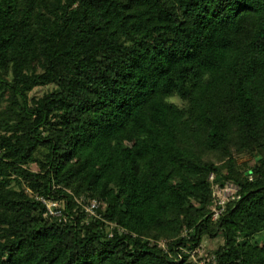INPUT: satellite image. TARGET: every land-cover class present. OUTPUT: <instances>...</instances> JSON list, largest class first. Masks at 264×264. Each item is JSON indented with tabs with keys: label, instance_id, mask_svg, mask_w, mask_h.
<instances>
[{
	"label": "trees",
	"instance_id": "16d2710c",
	"mask_svg": "<svg viewBox=\"0 0 264 264\" xmlns=\"http://www.w3.org/2000/svg\"><path fill=\"white\" fill-rule=\"evenodd\" d=\"M210 175L238 188L215 221ZM262 233L264 0H0V264H189L216 238L212 264H264Z\"/></svg>",
	"mask_w": 264,
	"mask_h": 264
},
{
	"label": "built area",
	"instance_id": "2783aa9c",
	"mask_svg": "<svg viewBox=\"0 0 264 264\" xmlns=\"http://www.w3.org/2000/svg\"><path fill=\"white\" fill-rule=\"evenodd\" d=\"M214 178H209L212 189V198L213 204L211 206V219L215 221L221 215L224 206L229 201H232L236 198V193L238 192V188L231 183H224L223 186L214 183ZM40 201L45 205L46 215H50L54 218H57L59 221L62 219L64 222L67 221V217L62 214V211L59 208H63V204L58 201L53 200H44L40 199ZM79 206L89 217L98 218L97 210L100 207V203L92 200L90 198L83 197Z\"/></svg>",
	"mask_w": 264,
	"mask_h": 264
},
{
	"label": "rangeland",
	"instance_id": "374dc122",
	"mask_svg": "<svg viewBox=\"0 0 264 264\" xmlns=\"http://www.w3.org/2000/svg\"><path fill=\"white\" fill-rule=\"evenodd\" d=\"M48 90H50V87L36 88L30 93V97H40L45 92H47ZM172 101L179 104V101L177 99H173ZM237 160H238V163H241V162H244L245 160L247 161L249 159L247 157L241 156ZM30 169L33 171H37L35 165H31ZM210 177H211V175L209 176V178ZM212 177L214 178L213 175H212ZM82 198L83 197L75 199L78 206H79V203L81 202ZM263 239H264V234L262 233V234L256 236L254 240L255 241H263ZM221 244H222L221 238H216L214 240L204 239L202 241L200 247L197 248L195 251L189 252V253H188V251H185L189 255L188 263L189 264H209V263L212 264L213 257L211 256V252H212V250H215L218 245H221ZM160 245L163 246V243H160Z\"/></svg>",
	"mask_w": 264,
	"mask_h": 264
}]
</instances>
